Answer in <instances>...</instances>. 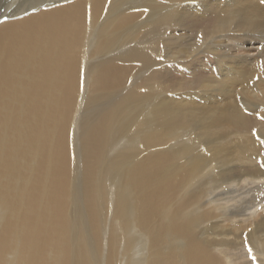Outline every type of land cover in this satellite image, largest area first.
<instances>
[{
  "label": "bare ground",
  "instance_id": "6f19581e",
  "mask_svg": "<svg viewBox=\"0 0 264 264\" xmlns=\"http://www.w3.org/2000/svg\"><path fill=\"white\" fill-rule=\"evenodd\" d=\"M262 62L259 0H0V264H264Z\"/></svg>",
  "mask_w": 264,
  "mask_h": 264
},
{
  "label": "snow or ice",
  "instance_id": "6c2138e0",
  "mask_svg": "<svg viewBox=\"0 0 264 264\" xmlns=\"http://www.w3.org/2000/svg\"><path fill=\"white\" fill-rule=\"evenodd\" d=\"M196 2H197V0H192V3H193V4H195ZM259 3H260L261 5H264V0H259ZM32 11H36V9L33 8ZM26 14H27V13H26ZM201 35H202V34H201ZM262 63H264V62H262ZM249 253L251 254V249H250V248H249ZM252 259L255 260V259H256L255 256H252Z\"/></svg>",
  "mask_w": 264,
  "mask_h": 264
},
{
  "label": "rangeland",
  "instance_id": "374dc122",
  "mask_svg": "<svg viewBox=\"0 0 264 264\" xmlns=\"http://www.w3.org/2000/svg\"><path fill=\"white\" fill-rule=\"evenodd\" d=\"M245 47H246V46H245ZM245 47H244V48H245ZM245 49H251V48H248V46H247V48H245Z\"/></svg>",
  "mask_w": 264,
  "mask_h": 264
}]
</instances>
